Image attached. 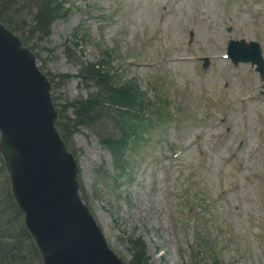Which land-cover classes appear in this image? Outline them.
I'll use <instances>...</instances> for the list:
<instances>
[{
	"label": "rangeland",
	"instance_id": "1",
	"mask_svg": "<svg viewBox=\"0 0 264 264\" xmlns=\"http://www.w3.org/2000/svg\"><path fill=\"white\" fill-rule=\"evenodd\" d=\"M13 1L18 4L12 8L16 14L11 13L14 32L33 49L40 67L50 76L52 96L64 116L74 121L76 112L71 104L88 96L96 95L104 101L97 83L85 80L90 77L86 68L80 78L79 71L91 63H102L108 70L111 59L112 77L123 85L131 81L151 99L155 89L165 98L169 121L157 130L158 138L133 156V177L125 183L112 179L122 174H117L113 155L101 141V134L117 136L121 132L107 104L98 106L91 129L81 127L73 133L70 125V134L66 133L79 162L82 194L109 246L129 258L124 237L134 235L145 241L152 264H191L195 225L186 193L192 185L190 192L199 189L207 199L204 208L196 209L211 210L213 206V213L230 230L218 238L224 264H264L260 239L264 202L259 193L264 189V170L262 156L252 143L257 130L264 131V104L241 105L249 87L260 89L259 77L245 65L241 72L247 83L241 85L224 60H213L208 71L197 62L178 60L221 53L219 25L226 14L223 0H65L72 10L68 16L54 20L48 34L41 31L39 22L33 23L38 0ZM253 2L260 3L263 11L256 23L229 11L233 36L259 40L264 49V0ZM169 9L173 11L167 13ZM243 20L244 24H239ZM77 27L87 33V41L79 47L69 43ZM83 36L79 33V40ZM107 51H113V57L106 56ZM112 77L110 73L109 82L104 79L103 89H115ZM227 80L229 86H225ZM226 109L228 120L234 124L229 137L222 122ZM175 117L183 118V133L173 127ZM204 132L205 137L187 149L195 139L193 135ZM181 147L187 150L173 159L172 151ZM232 147L235 158L229 161ZM134 162L137 165L133 167ZM97 171L106 172L107 178ZM2 173L0 169V186L4 184ZM1 195L5 197L6 192L0 187V202ZM11 213L14 218L4 216L8 223L4 237L7 249L0 242V264H14V254L23 259V264H40L34 245L16 248L21 241L13 238L14 230L21 233L17 216ZM205 222L206 232L213 234L215 226Z\"/></svg>",
	"mask_w": 264,
	"mask_h": 264
},
{
	"label": "water",
	"instance_id": "2",
	"mask_svg": "<svg viewBox=\"0 0 264 264\" xmlns=\"http://www.w3.org/2000/svg\"><path fill=\"white\" fill-rule=\"evenodd\" d=\"M50 87L34 54L0 23V153L45 264H125L79 196L78 168L55 128Z\"/></svg>",
	"mask_w": 264,
	"mask_h": 264
},
{
	"label": "trees",
	"instance_id": "3",
	"mask_svg": "<svg viewBox=\"0 0 264 264\" xmlns=\"http://www.w3.org/2000/svg\"><path fill=\"white\" fill-rule=\"evenodd\" d=\"M14 2L12 0H0V19H2L3 21L9 23L11 26H13V21L11 19V17L9 16V11L12 10V8H15ZM49 6L46 5H42V6H37V14H36V20H38V22L43 25V30L48 31L49 30V22L50 19L52 18V16H54V14H57V11L51 10L48 8ZM11 12V11H10ZM89 68H87V72L88 75H90V77H87V80H98L99 82H103L104 79L108 80V74L103 73L104 67L102 68H97L95 65H90L88 66ZM83 71V69H82ZM129 89L128 87H122V88H117L116 90L113 91H108V90H104L103 91V95L106 96V98L111 97V99H107L108 102H113V104L115 102H119L120 98H124V96H128L129 97V102L130 105L132 106V98H135V100L140 99V97L136 94H132V95H127L128 93H132L131 89ZM131 100V101H130ZM92 104H90V103ZM115 104H119V103H115ZM103 104L97 100L94 99L92 101L86 100V101H82L79 103H76L75 105H73L76 109H77V118L72 121L70 119H65V117L63 116L62 119V123L60 125V128L65 130L67 133H69V126L71 123V126L73 128H78L79 126H91L95 123V119L93 117V114L95 112H97L98 106L101 107ZM120 105V104H119ZM98 112H100V110H98ZM21 231L25 234V236L27 237V233L25 232L23 226H20ZM14 238V237H13ZM129 242V246H130V254H131V264H149V257L147 255L146 252V246L144 241H142L141 239L138 238H129L128 240ZM19 245L16 246V248ZM15 248V249H16ZM14 249V250H15ZM12 250V249H11ZM17 250V249H16ZM15 250V252H16ZM9 251V249H8ZM13 260H15V264H23V259L18 255V254H14L12 257Z\"/></svg>",
	"mask_w": 264,
	"mask_h": 264
},
{
	"label": "bare ground",
	"instance_id": "4",
	"mask_svg": "<svg viewBox=\"0 0 264 264\" xmlns=\"http://www.w3.org/2000/svg\"><path fill=\"white\" fill-rule=\"evenodd\" d=\"M12 52H13V54L17 55L19 58L21 57V56L17 53V51H16L15 48L12 49ZM62 166H63V167L65 168V170H67L68 172H71V171H72V168H69V167H67V166H65V165H63V164H62ZM24 230H25V231H30V228L27 226V224H25V226H24Z\"/></svg>",
	"mask_w": 264,
	"mask_h": 264
}]
</instances>
